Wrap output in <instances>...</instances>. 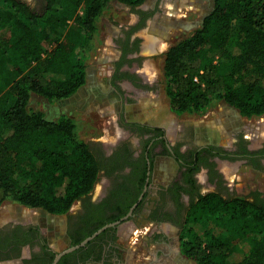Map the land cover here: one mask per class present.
I'll use <instances>...</instances> for the list:
<instances>
[{
  "label": "trees",
  "instance_id": "1",
  "mask_svg": "<svg viewBox=\"0 0 264 264\" xmlns=\"http://www.w3.org/2000/svg\"><path fill=\"white\" fill-rule=\"evenodd\" d=\"M110 1L133 10L145 0H44L42 12L23 0H0L1 200L62 215L98 182V152L78 136L74 121L49 120L29 103L32 96L68 98L85 84L97 20ZM162 75L175 114L204 115L222 102L244 119L262 116L264 0H214L201 25L165 51ZM244 153L255 154L243 147L238 154ZM247 197L220 188L199 195L181 224L184 255L195 264H264V196L257 191ZM214 214L223 217L227 231L248 241L247 252L223 232L197 228Z\"/></svg>",
  "mask_w": 264,
  "mask_h": 264
},
{
  "label": "flooded vegetation",
  "instance_id": "2",
  "mask_svg": "<svg viewBox=\"0 0 264 264\" xmlns=\"http://www.w3.org/2000/svg\"><path fill=\"white\" fill-rule=\"evenodd\" d=\"M141 5L129 8L135 20L113 38L116 55L110 60L107 81L123 103H129L134 94L157 91V83L143 67L141 40L134 33L149 21L153 24L151 19L158 8L156 4L145 8ZM123 85L130 93L125 92ZM116 124L122 134L115 141L107 145L91 142L103 166L100 187L62 214L66 242L61 250L106 219L117 223L69 252L72 254L63 264H177L176 259L182 264H195L184 255L179 236L189 206L199 195L220 188L226 195L249 197L251 192L258 191L264 196V139L252 141L243 131H237L228 147L211 142L199 144L195 141L194 126L186 123L171 141L160 124L126 119L123 106ZM216 146L223 149L216 150ZM243 147L255 154H238ZM234 156L242 157L232 159ZM224 163L232 166L228 171L234 173L235 179L220 168ZM236 187L246 192H230ZM123 223L133 228L129 237L133 246L129 251L120 237ZM61 250L49 244L48 235L37 222H0V264H51Z\"/></svg>",
  "mask_w": 264,
  "mask_h": 264
},
{
  "label": "rangeland",
  "instance_id": "3",
  "mask_svg": "<svg viewBox=\"0 0 264 264\" xmlns=\"http://www.w3.org/2000/svg\"><path fill=\"white\" fill-rule=\"evenodd\" d=\"M24 1L35 11L42 12L44 9V0ZM213 3L214 0H145L143 2L141 8L155 4L158 8L153 20L151 19L153 24L149 21L145 27L134 33L141 40V52L144 56L143 63H145L143 67L157 83V91L146 95L134 94L130 96L132 100L129 103H123L121 96L110 89L107 77L110 60L116 55L113 38L118 35L121 29L128 28L133 23L135 15L129 7L117 1H110L97 20L98 28L93 40L91 57L87 61L85 84L75 94L65 99L47 100L39 96H32L29 107L33 110H40L49 120H57L62 116L71 118L80 138L103 145L115 141L122 134L116 124L121 106H123V116L126 119L141 120L142 118L136 117L142 115L144 121L162 125L171 141L175 139L182 125L186 123L194 126L195 141L199 144L211 142L228 147L234 140L237 131H243L248 135L249 140H263L264 114L260 117L244 119L240 117L236 109L221 102L204 115L187 113L178 115L170 110L164 94L162 66L165 51L175 41L186 37L192 30L199 27L203 17L213 8ZM150 23L152 24L151 29ZM161 46H166V48L162 50ZM123 87L126 93H130L125 85ZM5 90L2 92L4 93ZM122 103L123 105H121ZM157 118L160 121L155 120ZM224 164H221L220 168L228 174L230 179H235L234 173L228 171L232 166ZM234 165L236 166V164ZM241 179L242 177L238 175L237 180L241 182ZM99 187L100 183L97 182L94 187L95 192H98ZM236 188L237 190L230 192H236V194L246 192L240 187ZM75 205L76 202L72 207L75 208ZM9 219L39 223L48 235L49 244L55 250L65 247L64 216L24 207L5 199L1 200L0 197V222ZM222 223H224L223 217H216L214 214L203 219L202 224H198L197 228L199 230L204 228L214 235L223 232L224 236L232 241L235 248L247 252L248 241L238 239L237 235L227 231ZM130 227L128 223L120 225L121 241L128 251L133 246L129 242V237L133 235L131 233L133 228L130 229ZM140 244L142 242H139ZM126 253H124V257H126ZM176 263L182 264L178 259H176ZM186 264L193 263L188 261Z\"/></svg>",
  "mask_w": 264,
  "mask_h": 264
},
{
  "label": "water",
  "instance_id": "4",
  "mask_svg": "<svg viewBox=\"0 0 264 264\" xmlns=\"http://www.w3.org/2000/svg\"><path fill=\"white\" fill-rule=\"evenodd\" d=\"M122 5L126 6L125 4L121 3ZM117 222L115 223H109V224H106L102 227H100L99 229H97L96 231H94L91 235L87 236L86 238H84L81 242H79L78 244H75V245H72V246H68L66 247L65 249L61 250V251H58L56 252L53 260H52V263L51 264H56L59 259L66 253H69V252H72L74 250H76L77 248L81 247V246H84L88 241H90L92 238H94L98 233H100L102 230H104L105 228L109 227V226H113L114 224H116Z\"/></svg>",
  "mask_w": 264,
  "mask_h": 264
},
{
  "label": "crops",
  "instance_id": "5",
  "mask_svg": "<svg viewBox=\"0 0 264 264\" xmlns=\"http://www.w3.org/2000/svg\"><path fill=\"white\" fill-rule=\"evenodd\" d=\"M138 117H136V118H142L141 120H143L144 118V116H142V115H137ZM241 117V116H240ZM242 118V117H241ZM155 120H158V121H160V119L159 118H157V119H155Z\"/></svg>",
  "mask_w": 264,
  "mask_h": 264
},
{
  "label": "bare ground",
  "instance_id": "6",
  "mask_svg": "<svg viewBox=\"0 0 264 264\" xmlns=\"http://www.w3.org/2000/svg\"><path fill=\"white\" fill-rule=\"evenodd\" d=\"M162 47V46H161ZM166 48V46H163L161 49L164 50Z\"/></svg>",
  "mask_w": 264,
  "mask_h": 264
}]
</instances>
